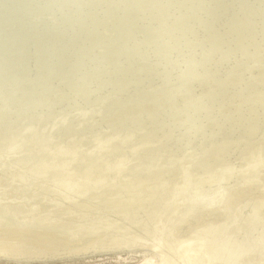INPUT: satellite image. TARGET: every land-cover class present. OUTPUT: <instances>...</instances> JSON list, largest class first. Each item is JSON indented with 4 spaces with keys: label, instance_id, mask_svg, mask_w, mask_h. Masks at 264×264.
Returning <instances> with one entry per match:
<instances>
[{
    "label": "bare ground",
    "instance_id": "bare-ground-1",
    "mask_svg": "<svg viewBox=\"0 0 264 264\" xmlns=\"http://www.w3.org/2000/svg\"><path fill=\"white\" fill-rule=\"evenodd\" d=\"M10 1L0 0V21H3L2 19L4 18V21L8 19L11 21L9 33L12 36L19 31V28L30 23L34 25L33 27L29 26L33 29L31 33L45 34L42 32L43 27L35 24L36 22H30L35 14L36 16L38 15L39 10L34 9L36 3L39 2L38 0L35 3L33 0H21L24 1L22 7L26 9L19 16L9 10L6 11L8 8L15 7L14 0ZM182 2L181 10L178 11L180 16L185 9L194 10L193 5L190 6V4L184 3L194 2V0H183ZM78 3L79 0H64L60 3V6L69 16L72 13H76V10H80ZM134 5L133 3H128L126 7L133 8L132 6ZM1 6H3L2 9ZM87 7L86 5L85 8ZM87 10L91 11L92 8L88 7ZM56 11H60V9ZM50 13L51 15H48L54 16L55 10L51 8ZM107 13V9L102 8L101 14L106 15ZM231 16V13L225 14V17L213 23V27L219 22L230 21ZM6 18L8 19L6 20ZM38 19L40 18L38 17ZM184 23L194 32H199L204 26V24L203 26L201 25V28L198 26L202 22L198 23L195 16L185 17ZM138 26L130 25L123 32H136ZM34 28L36 29L34 30ZM26 32L23 33L21 31L20 37L23 38L14 36L13 38L16 41H25L26 38L33 39V35L26 36ZM48 37L51 38L52 35ZM114 38L117 39V35H112V40L110 41L112 46L116 42ZM50 40L53 41L45 46L50 49V53H48L46 48L42 51L35 49L34 53H30L32 54L31 58L43 57L42 63L44 64L51 62V58H53L55 63L52 62L50 64H58L56 61L60 62L59 60H61V46L56 37ZM5 41H8L5 35L0 37V48ZM34 41L38 46H40L39 44H44L42 36L36 37ZM157 42H148L147 45H154ZM52 48H55L56 51L53 50V52ZM2 49L4 50V48ZM5 53L4 50V55ZM1 54L0 79L2 80H0V88L6 90L14 85L18 92L15 93L12 90L15 93L14 97L9 94H2V97H0V112H2V109H6L4 115H2L4 112L0 114V144L13 140L16 145L11 146L10 149L12 150H19L20 144L23 147H27V149L36 148L38 149V154L36 155L42 160V164H40L42 167L53 166L56 167L54 170L65 169L69 173L63 174L61 171H55V173H52L53 175H49L50 173H34L28 176H20L13 172L14 175L12 177L0 175V186L4 188L0 189V260H26L31 264H112L114 262L111 260L115 258L116 263L132 264L131 260L138 257L141 260H139L141 264H264V166L257 165L261 160L258 159L252 162L251 169H248V173L243 176L238 175V172L230 173L229 170H231L232 164H226L224 169L218 172L219 174L214 180L205 179L207 186L204 191H192L189 189V185L192 184L189 172L195 169L194 166L200 161V157H202L201 161L206 158L204 155L212 144L215 145L217 143L216 146L221 144L219 147H227L229 149V154L222 158L228 161H230L229 157L241 152L244 147L251 149L257 145V150L263 152L264 128L258 130V132H254L252 129H249L250 132H245L246 129H238L226 137H221L223 139L220 141L215 142L217 140L216 137L222 136V134L218 135L215 130L191 129L201 115L199 107L189 111L192 122L188 126L186 121L180 118L182 120L181 123H175L177 128L174 127L171 131L169 129L172 127H169V125L164 127L156 125L158 121L171 122L167 115L147 116L137 120H131L127 117L135 114L140 107L144 109L151 106L152 102L149 101L164 88H167L165 80L176 79L187 74L186 61H173L175 64L174 69L165 71L166 75L164 77L167 79L161 76V72L159 75L150 78V83L146 85L145 90H140L137 93H122V91L113 89L114 85L107 83L102 85L100 93H98L97 91H92L93 81L89 77L92 73L91 70L106 68L105 71L93 77L94 79H103L110 75L109 70L114 67L110 62L108 64L102 63V56L90 59H77L76 64L69 68L73 75L72 77L76 76L77 78V83L70 88L68 83L63 80V77H56L58 75L57 69L62 67V62L57 67L55 65L56 68L54 67L55 70H52V72V66L48 63L47 67H50L42 73L44 68H41L40 72L39 66L33 65L35 60L30 61L24 67V62L17 64L18 62L16 61L14 63L17 66L14 67L15 69H21L20 77L18 76L19 72H17L18 75L14 73L10 80L12 72L8 61L11 57L6 55L5 57L8 59L3 62L1 58L4 55ZM173 54L174 52L171 55ZM27 57L23 56L25 60ZM74 58L75 56L72 55V60ZM135 59L147 60L148 57H136L133 60ZM133 60L129 63L122 60L120 61L121 64L120 62L115 63V67L122 68L127 63V66H129ZM15 69L14 71H16ZM32 69H36V71L29 75ZM118 72L116 71V73ZM85 77L89 78L86 79ZM116 78L120 84L119 77L116 76ZM30 79L34 81L28 82ZM29 83L30 85H27ZM150 84L151 86L148 88ZM229 84H231L229 90L233 91L236 88V85H233L235 83ZM40 87L41 89H39ZM201 87L206 88L208 86L202 84ZM179 88V93L169 97L176 102H182L184 99L182 98L183 95L180 96V93L183 94V86ZM223 91L221 88L211 90V93L205 96L204 100L207 101L205 103H210L213 99L221 96ZM77 92H82L85 97L90 99L96 97V102L89 104L86 109L76 107L85 103L83 99H77L81 96V94H76ZM231 94V92L228 93L223 99L225 100L228 97V100H230L233 96ZM199 98L202 99V96L199 95ZM101 105L106 106L108 109L103 110L104 108L102 109ZM108 110L110 111L106 112ZM25 111L34 112V116L29 124L25 125V122L24 126L22 124L20 126V122L24 120L23 113ZM107 114L109 116L113 115V119L108 120V122H99L102 116ZM124 117H127L130 121H121ZM90 119H92L91 122L100 123V125L95 124V129H91L94 130L95 133L93 134L95 136L89 139L83 131L86 125L92 124ZM211 119H213L212 115L208 114L202 122H207V120ZM231 122L233 121L227 118L222 125L229 126L230 124L232 125ZM181 125L182 127H180ZM156 126L166 129V132L163 130L154 131L153 127ZM108 128H113L114 130L107 132L106 129ZM151 128L153 129L152 131L149 130ZM219 128L220 126L217 127V129ZM148 132L153 135L152 139L147 137ZM242 136L249 137L251 141H248V138L241 139ZM88 139L95 141L93 146L89 144ZM126 144H131L132 149ZM185 144L188 146L187 149L184 148L186 147ZM135 145H143L152 150V153L147 157L141 158L139 162L137 159L128 160L133 156ZM105 148L110 149L102 153L101 149ZM119 148L121 150L117 151ZM34 152L36 153V151ZM114 157H124V159L123 161H113ZM240 158L243 161L244 157L242 154H240ZM126 164L129 165L128 172L124 169ZM121 169L125 171H121ZM5 170L6 174H8V170ZM82 170L84 171L83 174ZM175 170L181 172L178 176L182 182L178 181V178L172 186H169L170 191L166 189L169 192H167L169 194L167 200L171 201L170 205L168 204L167 206H170V210L176 211L177 214L180 211L178 215L173 212L174 217L172 211H168V215L172 214L171 218L173 217L174 220H172L173 218L169 221L164 220L159 227L149 229L148 233L145 232L147 235H144L143 231V235L139 236V238L127 240L128 243L123 241V244H120L122 236H127L130 232L120 235L122 232L120 229V236L113 238L109 231L108 233L112 238L110 240V236H108L106 239L105 235L108 233L105 232V235H101L104 230L103 226L107 227V222L103 223L105 220L100 221L103 225H101L103 227V229L101 228L102 232L100 225V227H96L100 229V231L98 230L100 233L95 232L97 231L96 228L95 231L91 230L95 223L91 226L92 224H87L86 222L88 226H91H89L90 228L85 224L86 227L83 225V222L88 218L90 219V217L98 219L99 216H104L107 213L116 212L120 214L118 212L120 210H115L119 207L123 208V210L125 209V212L122 209L121 211L126 213L127 209H136L134 205L144 206L143 202H139L141 198L154 199L159 191H164L165 186H168L171 181L170 178H167L168 175L174 173ZM203 171H205V168ZM208 171L205 173H208ZM253 178L255 181L259 179V182H253ZM244 192H249V194L243 195ZM250 194L252 196L248 197ZM136 201L139 204H135L134 202ZM160 204L159 206L158 204H153L152 207H161ZM185 207L186 210L182 213L180 208L184 209ZM160 210L162 209L160 208ZM61 211H65L64 217L67 215L64 220L62 218L63 214L59 213ZM132 211L134 210L128 213L133 214ZM156 211L158 212L157 214H152L151 211L150 213L153 216L158 215L159 211ZM140 212L138 211V215ZM166 212L164 211L163 213ZM146 213L145 217L148 219L151 214L148 212V216H146ZM136 215L137 213L134 214V216ZM134 216L132 215L131 218L135 219ZM114 217V219L118 218L117 214ZM120 217L124 218L126 216L119 215ZM138 217L141 218L140 216ZM145 217L144 221L141 220L142 218L140 220L145 222ZM155 217H152V221L156 220H153ZM94 218L93 220L91 219L92 222H94ZM218 218L220 219L218 220ZM161 220L159 218L155 223ZM86 221L89 222V220ZM106 221L108 220L106 219ZM113 221L109 224L112 225ZM130 221L132 222L131 225H133V220ZM130 221L128 220L127 222L130 223ZM206 221H209V223L206 224ZM118 222L121 223L120 220ZM118 222L113 226H118ZM136 222L140 223L139 221ZM97 223H99V220H97ZM202 224H206V226L202 228ZM120 225L122 226V224ZM126 225L124 227H127ZM131 225L129 227L132 228ZM141 225L143 224L141 223ZM127 229L123 230L126 231ZM181 230H184L185 234L177 236ZM136 235L134 234V236ZM134 236L130 235V237ZM123 245H125L124 250L125 248L129 249L127 253L131 252L134 256L124 257L122 256V251L121 253L117 252L118 254L115 253L122 256L120 258H116V255L114 257L111 255L112 258L109 256L110 251L120 249ZM131 247L133 248L130 250ZM136 254L138 256H135Z\"/></svg>",
    "mask_w": 264,
    "mask_h": 264
},
{
    "label": "rangeland",
    "instance_id": "rangeland-1",
    "mask_svg": "<svg viewBox=\"0 0 264 264\" xmlns=\"http://www.w3.org/2000/svg\"><path fill=\"white\" fill-rule=\"evenodd\" d=\"M38 1L39 2H37V0L35 1L33 0L34 3L37 2L34 9L39 10L40 13L38 12L37 16L35 14L31 18L30 22L33 23L36 22L35 24L43 27L42 32H44L45 34H38V32L36 34L31 33L33 29H31L30 27H33L34 25L29 22L30 23L29 25L25 24L24 26L19 28V31L17 30L18 32H15L13 36L18 38H23L20 37L21 31L24 33L27 30H29L28 32H26V36L31 34L33 35V39L26 38L25 41H16L13 38V36L9 33V28L11 26V21H9L8 19L9 17L6 18V20L8 19L7 21H4L5 18L2 19L3 21H0V32H2L0 33V37H3V35H5L6 39L8 40L5 41V43H3L2 47L0 48V54L2 53L1 55H4V50L6 52L5 55L1 58V61L6 62V59H8L5 57L6 55L11 57V59H9L8 61L9 68L11 67L10 70L12 72V75L9 78L10 80L14 75V73L17 72H19V75L18 73L17 75L20 77L21 69L20 68L15 69L17 65H15L14 62L16 61L18 62L17 64L24 62L23 64L24 67L25 65L29 64L30 61L35 60L33 62V65L39 66L40 72H41V68L42 69L44 68L42 70V73L50 66H52L51 72L52 70L54 71L55 68L58 66V64L62 62V67L60 69H57L58 75L56 77H63V80H65L68 83V86L71 88L77 83V78L76 76L72 77L73 75L69 71V68L76 64V60L81 58L90 59L92 57L102 56L103 57L101 60L102 63L108 64L110 62V64H112V66L114 67L110 69L111 71L109 70L110 75L107 78H103V79H94L93 77L105 71L106 68L91 70L92 73L89 77L93 81L92 91L93 92L97 91L98 93H100L99 91L101 90L102 85L104 83H107L110 85H114L113 89L115 90L122 91V93L130 94L133 92L137 93L140 90H145L146 85L150 83V78L159 75L161 72H162L161 76L164 79H167L164 77L166 75L165 71H171L172 69H174L175 64L173 63V61L184 60L186 61L187 74L176 79L165 80V82H167L166 83L167 88H164L161 92H159L157 96H155L152 100L149 101L152 102L151 106H148L147 108L144 109L140 107L138 108V111L135 114L131 116L128 115L127 117H129L131 120H137L147 116L167 115L171 119V122L158 121L156 125H161L162 127L169 125V127H172L171 129H169V131H171L174 127L177 128L175 123H181L182 120L183 121L185 120L186 125L188 126V124L192 122V118L190 117L191 115H189V111L193 110L196 107H199L201 109L200 112L201 115L196 121L195 125L191 127V129L203 130V131L215 130L218 132V135L222 134V136L216 137L217 140H215V142L220 141L221 139H223L221 137L223 136L226 137L228 134L233 133L238 129H246V131L244 130L245 132H250L249 129H252L254 130V132H258V130L264 128V0H196V1L194 0V2H184L185 4H190V6L193 5L194 10L192 11L185 9L181 16L179 15L180 12L178 11L181 10V4L183 3L182 2L183 0H79L78 7H80V10H76V13H72L69 16H67L68 13H66L60 6V3H62L64 0H41V1L38 0ZM184 1H189V0H184ZM13 2L15 7L8 8L6 9V11L9 10L14 14L16 13V16H19V14L21 15V13H23L24 10L26 9L22 7V5H24V1L14 0ZM128 3H133L135 5L132 6L133 8H127L126 4ZM86 5L88 7H91L92 10L88 11L87 10L88 7L85 8ZM145 5L146 7H144ZM49 7L55 10V13L53 14L54 16H50L51 8ZM2 8L3 6H1V9ZM102 8L107 9L108 13L106 15L101 14ZM43 9H45L46 11V13L44 14L43 12L45 11H43ZM57 9H60V11H56ZM47 11L49 12L48 14L50 15L47 14ZM230 13L232 14L230 21L219 22L213 27L214 22L219 21L220 19L225 17V14H230ZM188 16H195L197 18L198 23L202 22V24L198 25L200 28L204 24L203 28H201L199 32H194L192 29L188 28L185 25L184 20L185 17ZM38 17L42 19L40 20L38 19ZM130 25H139L137 27V31L131 33L123 32L124 29L129 27ZM204 28L205 29L208 28V29L205 30ZM35 29L36 28H34V30ZM50 35H52L51 38L48 37ZM112 35H117V39L114 38L116 39V42L114 43L113 46L110 45V41L112 40ZM38 36L43 37L44 44H39L41 47L38 46V44L34 41L35 38ZM53 37H56V39H58L59 45L61 46L60 51L62 52L60 54V59H61L59 60L60 62L56 61L58 63L55 64L56 67L55 65L50 64L52 62L55 63L53 58H51L52 61L50 59L51 62H46L45 64L42 63V60H44L43 57L37 56L32 59L31 58L32 54L30 53H34L35 49H40L39 51H42L44 48H46L45 47L46 44L53 41L50 40ZM153 41H158V42L154 45H147L148 42H153ZM2 48H4V50ZM46 49L48 53H50V49L48 48ZM53 50H55V48H52V51ZM173 52L174 54L171 55ZM139 54L140 56H138ZM24 55L28 56L26 60L25 58H23ZM72 55L75 56L74 60H72ZM145 56L148 57L147 60L145 59H142L143 61L138 59L133 60L136 57H145ZM122 60L128 61V63L131 60L133 61L129 66H127L128 64L127 63L122 68H118V66L115 67L116 65L115 63H118ZM48 63L50 66L47 67ZM14 69L16 71H14ZM36 69H32L29 75L34 73ZM116 71L119 72L116 73ZM116 76L119 77L120 84L119 82H117ZM89 77H85V78L88 79ZM31 80L32 79H30L28 82H31ZM229 83H235L233 84L236 85V88L233 90L235 92L229 90V87L231 86V84ZM202 84L208 87L203 88L201 87ZM27 85H30V83ZM12 86L7 88L6 90L0 88V97H2V94L4 95L9 94L11 97H14L15 93L18 92L17 91L18 89L17 88L15 89L14 85ZM150 86L151 84L148 86V88ZM180 86H183L182 88L183 94L180 93V96L183 95L182 98L184 99L182 100V102H176L174 99H171L169 97L171 95L179 93L178 90L180 89L179 88ZM216 88H221L224 90L222 95L213 99L210 103H205L207 102L204 100L205 96L211 93L210 92L211 90ZM39 89H41V87ZM230 92L232 93L231 95H233L231 99L228 100L227 97L224 100L223 98L226 97L227 94ZM76 94H81L80 98L77 99L78 100L83 99L85 102L84 105H77L76 107H83L84 109L88 108L89 104H94L96 102L95 100L97 99L96 97H92L94 99L85 97L82 94V92H77ZM199 95L202 96V99L199 98ZM103 106L104 105H101V108L102 109L104 108L103 110L108 109L106 106L104 107ZM173 109L174 111H172ZM5 110L6 109L4 110L2 109V112L4 113L2 114V112H0V114L4 115L6 113ZM109 111L110 110L106 112ZM208 114L212 115L213 119L207 120V122L204 121L202 122V120ZM23 116H24L23 118L24 120L20 122V126L21 124L22 126H24L25 122H26L25 125L29 124L31 122L32 117L34 116V112L25 111V113H23ZM127 117L122 118L121 121H130ZM180 118L183 119L181 120ZM227 118H229L230 121H233L231 122L232 125L230 124L229 126H223L222 124ZM111 119H113V115L109 116L107 114L105 116H102V119L99 122H108V120ZM91 120L92 119H90V122ZM91 123L92 124L89 126L86 125L83 131V133L87 134L89 139L95 136L93 134L95 133L94 130L91 129L93 128L95 129V124L100 125V123H93V122ZM218 126H220L219 129H217ZM180 127H182V125ZM153 129L154 131L157 132L160 130L166 132V129L160 128L159 126L153 127ZM153 129L151 128L149 130L152 131ZM65 130H69V129H65ZM106 130L107 132L108 131L111 132L114 129L108 128ZM147 134H148L147 137H150V139L153 138L151 132H148ZM246 138H248V141H251L247 136L241 137V139H246ZM89 139H88V142H90L89 144H92L93 146L95 141ZM216 144L217 143H215V145L212 144V146H210L207 149V152L204 155L206 156V158L202 159L201 161L202 157H200L199 159L200 161H198L197 164L194 166L195 169L189 172L190 180L192 181V184L189 185L190 186L189 189H191L192 191H196V190L204 191V188H206L207 186V184H205L206 182L205 179L214 180L218 176L219 174L218 172H220V170L222 171V169H224L226 164H232L231 170L227 169L229 170L230 173L238 172L239 173L238 175L240 176L247 174L248 169H251V165H252L251 163L257 161L258 159H260L261 161L258 162L257 165L264 166V145L262 150L263 152L257 150L256 148L257 145L253 146L251 149H246L244 147L245 149L242 148L241 152L237 153L232 157H229L230 161H228L222 158H224L229 154L228 152L229 149L227 147L221 148L219 147L221 144L217 146ZM0 145H1L0 146L1 176L6 175V177L7 176L12 177L14 175L13 172H15L17 175L20 176H28L34 173L37 174L50 173L49 175H53L52 173H55V171H61V173L63 174L69 173V171H66L65 169L54 170V168L56 167L53 166L42 167L40 165L42 164V160L37 157L38 155L36 154H38L37 153L38 149L36 148L27 149V147L25 146L23 147L20 144L19 150H12L10 149L11 146L13 147L16 145V142L13 140L12 141L8 140ZM126 146L128 147L130 146V148L132 147L131 144H126ZM134 147L135 148H134L133 156H131L130 159L128 160L133 161L134 159H137L139 162L141 158L147 157L152 153V150H150L149 148L143 145H139V146L135 145ZM187 147L188 146L184 148L187 149ZM106 148L101 149V152L105 153L110 149V148L109 149ZM119 150L121 149L119 148L117 151ZM34 151H36V153ZM240 154H242L244 157L243 161L240 158ZM124 157H114L113 161L115 160L123 161ZM204 168L205 171H203ZM5 169L8 170V174H6L7 172ZM124 169L126 170V172H128L129 165L126 164ZM124 169H121V171H123ZM207 170H209L208 173H205ZM83 172L84 171L82 170V174ZM179 174H181V172L175 170L174 173H170L168 175L167 178H170L171 180V181L169 180L170 182L168 186L166 185L168 188L165 186L164 191H159L156 197L155 198L153 197L156 200L152 198H149L150 200L141 198L139 202H143L145 204L144 206H146L147 208L144 206L139 207L137 205H134L136 206V209L130 208L131 210H134L132 211L133 214L128 213L129 211L131 212L130 209H127V212L124 213L126 211L125 209L123 210V208L121 207H119L120 209L114 208L116 211L117 210L121 211L122 209L124 212L118 211L120 214L116 212L115 213L113 212L112 214L110 213L111 215L109 213L105 214L104 216L108 221H106L103 215H102L103 218H101L102 216H99L101 220L99 219V217L98 219L93 217L96 220V221L94 220V222H92L93 218L90 217V219L89 218L86 219L89 220V222L84 219L85 221L83 222V225L85 224L87 227H89L90 225L88 226L87 225L88 223L92 224L91 226H93L95 223V226L93 227L90 226L91 230L95 231L97 229L96 227H100L102 225L101 222L105 220L103 223L107 222V227L110 226L111 228L110 227L107 228L105 227V225L104 226L102 225L104 227V230L103 233H101V235L102 234L105 235L110 231L109 233L113 238L115 236H118L121 230L122 232L120 233V235L130 232L129 235L127 234L128 237L126 235L122 236V242H120V244H123L124 243L123 241L128 243L129 240L134 238H139V236L143 234L147 235L149 229L156 228L157 226L159 227L162 221L164 220L169 221L174 217V213L177 214L176 211L170 210L171 209L170 206H167L168 204L170 205L171 203L169 199L167 200V197L169 196L168 194L169 192L167 190L170 191L169 186H172L174 181H176L179 178L178 176ZM258 180L255 181L254 179L253 182H259ZM178 181H181V179L179 178ZM1 187L2 186H0V189H4ZM248 194L249 192H244L243 195H248ZM159 196L162 197L165 196L163 198L166 199L163 200V198ZM250 196L252 195L250 194L248 197ZM136 202L134 203L139 204L138 201ZM149 203L151 204V206ZM153 204L154 205L158 204V206L160 204L161 207H156V206L152 207ZM154 208L158 211L160 208L162 209L159 211L158 214V215L161 214L160 216L152 215L158 213ZM163 208L164 211H167L166 213H163L164 212ZM180 209L181 212L183 213L185 212L186 207L184 209L183 208ZM80 210L82 209L80 208ZM144 210L147 211L150 210L152 212L151 214L150 211H148L151 214L149 215L148 219L147 217H145V213L147 211ZM138 211L139 212L143 211L145 213L142 212L143 213L142 214L140 212V214L142 215L140 214L138 215ZM168 211L169 212L172 211L173 214L172 218H171L172 214L170 213L171 215L169 216ZM64 212L65 211L59 212L60 214L61 213L63 214L62 217L63 220L67 216L65 214L66 216L64 217ZM135 212L137 213L136 216L137 217L140 216L142 219L138 217L139 219L138 220L137 217L134 216V214H136ZM148 212L146 213L147 214L146 216H148ZM116 214L118 218L114 219L115 218L114 216ZM123 214L129 218L126 217L119 218V215L124 216ZM178 214H180V211L178 212ZM106 215L109 216L110 219L107 218ZM132 215L136 220L131 218ZM111 216L114 221L111 219ZM151 216L152 217L158 216L157 218L156 217L153 218V220L154 219L157 220L159 218L162 220L155 223L156 220L152 221ZM144 217H145V222H143ZM127 219L129 221L133 220V225H131L132 223L131 221L130 223L127 222L128 221ZM140 219L143 221H141ZM219 219L220 218H218V220ZM97 220H99L100 224L97 223ZM118 220H120L121 223H119ZM172 220H174V218ZM112 221L113 223L112 225H110L109 223H111ZM116 221L119 223V225L116 224L118 226H113L115 225V223H117ZM136 221H139L140 223H137ZM180 221L183 222L182 220ZM141 223L143 225H141ZM205 223L208 224L209 221H206ZM120 224H122V226ZM206 224H202L203 227L202 226L201 227L204 228ZM125 225L127 227H124ZM129 225H131L132 228L129 227ZM102 226L100 227V229L101 228L103 229ZM114 227L115 229H113ZM183 227H185V225H183ZM106 228L108 229V231ZM125 228L132 230L129 231L127 229L126 231H124ZM100 229H97V231L95 232H99ZM137 232L138 234L136 235ZM145 232L147 233L145 234ZM109 233L105 235L106 239L108 236H110ZM139 233L141 234L139 235ZM134 234L138 237L134 236ZM179 234L180 235L185 234L184 230H181V232L179 231L177 236H180ZM130 235L134 237H130ZM111 236L109 237L110 240L112 238ZM121 247L122 248L120 249L112 250V252L110 251L109 256L111 257V255H113L114 257L116 255L115 256L116 258H120L122 256L124 257L134 256L131 252L127 253L129 249L125 248L124 250L125 245ZM132 248L133 247H131L130 250ZM121 251L123 255L122 256L117 255L118 253H121ZM135 256H138V254H136ZM133 259L131 260L132 264H141L140 262L141 260L138 257ZM6 260L8 263L6 262ZM111 261L114 262L112 264H122L119 262L116 263L115 258H113V260ZM5 262L7 264H31L29 261L26 260L25 261L24 260L16 261L13 259L0 260V264L3 263L6 264Z\"/></svg>",
    "mask_w": 264,
    "mask_h": 264
}]
</instances>
